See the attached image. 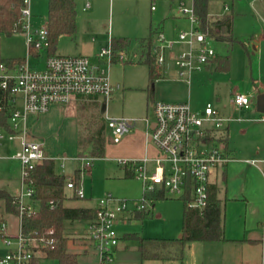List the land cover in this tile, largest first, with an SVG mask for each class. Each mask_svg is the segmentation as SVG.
Returning a JSON list of instances; mask_svg holds the SVG:
<instances>
[{"label":"rangeland","instance_id":"1","mask_svg":"<svg viewBox=\"0 0 264 264\" xmlns=\"http://www.w3.org/2000/svg\"><path fill=\"white\" fill-rule=\"evenodd\" d=\"M75 2L76 34L61 35L56 44L57 52L71 53L80 42H88L100 50L102 46L110 44L111 37L115 40L124 38L127 43L118 51L123 49L132 63L128 62L125 66L116 62L112 65L111 76L123 81H117L122 87L114 90L109 100L108 111L111 115L139 118V120L118 143L113 142L110 129L106 126L108 139L105 154L95 157L92 168L85 171L82 176L86 197L67 199L65 206L94 205L105 195L112 194L128 201L126 222L116 225L120 236L135 233L147 238H180L183 231V211L187 205L184 197L165 192L164 197L157 198L153 202L144 200L142 180L138 175L128 176L127 170L119 164V159L135 158L130 157L129 152L135 147L133 143L135 137L146 138L147 125L143 119L149 118L151 121L155 119L152 101H186L193 108L198 109L210 102L215 108L226 113L230 107L232 94L245 93L250 96L249 107L242 111H234L229 128L227 127L231 146L235 142L240 146L237 145L240 150L235 152L237 160L229 162L227 180H223L221 174L216 179L219 196L222 199L226 236L233 234L244 236L246 228L261 235L263 230L259 222L264 217V122L259 120L264 118V111L260 112L257 109L259 93L255 91L257 82L253 72L255 62L252 49L246 50L240 42L249 30L244 15L252 10L250 0L209 2V13L220 16L226 13L233 14L234 32L239 39L231 50V69L228 72L211 69L203 72L200 81L194 79L191 83L160 76L151 81L149 65L146 64L147 56L144 55L142 58L145 46L142 45V40L150 38L152 30L155 31L158 24L164 21L165 34L172 39H177L179 31L187 30L191 26L190 21L185 17H177L176 9L170 8L169 1L155 0L154 11L151 10V0H91L87 8L83 0H75ZM226 5L228 9L225 8ZM29 7L32 12L30 18L32 28L40 29L46 26L49 17V0H30ZM216 47L219 51H224L219 45ZM0 57L26 58L32 68L43 69L47 54L42 50L39 57L29 53L24 33L17 32L12 35H0ZM93 61H97V58L93 57ZM172 67L178 66L172 62ZM103 102L79 99L75 103L52 106L49 111L40 115H30L27 120L28 136L30 139L44 141L45 149L55 158L75 156L79 149L80 134L88 138L105 121L106 111ZM150 143L154 147L152 142ZM152 147L150 155L153 153ZM257 149L261 151L259 155L251 153ZM20 150L19 138L3 139L1 152L5 157L0 158V189H6L10 193L20 190L21 164L13 157ZM56 163L59 164V161L57 160ZM75 164L76 162L72 160L67 161L66 173L73 174ZM58 170L61 169L58 167ZM142 204H145L149 215L135 218L133 213L137 210V206ZM3 223L5 228L1 227ZM87 224L85 219L65 222V233L70 235L69 249L72 251L80 250L79 246L84 242V238L77 235L80 231L86 230ZM18 231V215L8 212L5 202L1 200L0 256L7 252L4 236L17 234ZM123 242L129 248L114 264H221L227 254V248L222 242L193 241L187 243L182 260L142 259L136 253L138 246L136 240L123 239ZM240 249V247L235 248L237 251ZM90 255L82 252L79 263L96 264L95 253L94 259H91L93 254ZM259 258V264H262L264 247L259 249ZM39 264H58V262L41 256Z\"/></svg>","mask_w":264,"mask_h":264},{"label":"built area","instance_id":"2","mask_svg":"<svg viewBox=\"0 0 264 264\" xmlns=\"http://www.w3.org/2000/svg\"><path fill=\"white\" fill-rule=\"evenodd\" d=\"M180 14L190 21V28L180 31L177 39H169L161 31L155 32L150 52L156 62L166 72L169 62L178 66L179 76L189 83L193 73L203 70L217 57L213 38L201 29L196 13L195 0H171ZM30 0H24L22 8L23 33L33 55L44 51L47 54L43 69L30 66L23 58L18 61L0 60V110L5 111L12 132L0 125V158L2 141L19 138L21 150L13 157L21 163L20 190L16 194L19 205V231L6 234L4 242L7 252L0 256V264H39L43 248L54 243L44 237H26L22 232V217L25 210L35 209L30 199L36 194V187L28 179V172L37 164L49 159L43 141L30 139L27 119L31 114L47 112L53 104L70 103L76 96H99L105 98L106 105L116 88L120 85L112 81L111 67L116 57L125 60V54H117L112 44L101 49L97 61L86 55H61L53 51L48 26L34 29L30 18ZM89 7L91 0H85ZM156 8L155 5L152 6ZM228 9V5L225 6ZM184 46L177 53L175 47ZM166 69V70H165ZM233 103L237 107H249L250 96L236 93ZM155 119L143 120L147 125V137L158 153L140 159H119L123 166H130L142 180L144 189L163 187L165 192L190 195L187 206L204 209L209 203L211 174L218 165L232 160L221 146L215 143L214 132L221 130L226 120L212 103L208 102L202 111H196L189 102L155 101ZM139 118L110 116L106 114L107 126L113 142L118 143L129 133ZM222 140V136L218 138ZM81 175L94 164L95 157L79 156ZM62 160H67L63 157ZM254 162V161H252ZM64 165V164H63ZM81 178L66 177V189L80 198L85 197ZM27 199L29 201H27ZM126 199L112 194L101 198L97 215L89 220L87 235L91 239L97 264H114L121 243L116 230L117 221L128 212ZM52 207L56 205L50 201ZM145 209V204L137 210ZM264 218V217H263ZM5 228V224L1 226ZM49 232H53L49 229ZM37 259V260H36Z\"/></svg>","mask_w":264,"mask_h":264},{"label":"trees","instance_id":"3","mask_svg":"<svg viewBox=\"0 0 264 264\" xmlns=\"http://www.w3.org/2000/svg\"><path fill=\"white\" fill-rule=\"evenodd\" d=\"M211 0H195L196 13L200 26L209 36L225 43L227 55L222 58L220 68L226 69L229 63V52L235 38L233 36V19L231 15H224L214 19L210 17L208 6ZM24 0H0V35H12L23 31L22 8ZM52 48L57 44L63 34H75L77 30V9L75 0H49V17L47 21ZM155 31L152 30V35ZM152 42V38L149 39ZM124 39H113L114 51L125 45ZM2 58L0 57V60ZM8 61L23 60V58L5 59ZM152 79L157 76L158 69L155 66V58L151 53L147 57ZM0 125L12 132L5 111L0 110ZM106 123L103 121L88 138L81 134L78 139L79 154L93 157H101L105 154L107 144ZM79 177V173L76 175ZM28 179L36 187L34 199L38 202V208L25 210L22 217V232L26 237H44L53 239L54 243L43 248L44 257L57 260L58 264H80L79 252L69 249L70 238L65 233L67 220L93 219L97 215V208L67 207L64 201L68 198L65 193L66 175L56 172L53 159H46L29 170ZM210 197L207 207L200 210L188 207L183 211L182 236L176 239H161L155 237H143L130 233L123 239L136 240L138 246L136 253L142 259L159 258H183L184 250L189 242L193 241H226L225 223L222 212L221 200L218 198V187L211 185ZM165 196L163 187H155L144 191V200L154 201ZM190 195L184 197L187 201ZM5 202L8 212L18 215L20 213L16 196L6 189H0V201ZM54 200L56 205L51 206ZM154 205V203H152ZM149 215L146 209L136 210L135 218H144ZM52 229L53 232H49ZM177 249V250H176ZM37 260V259H36Z\"/></svg>","mask_w":264,"mask_h":264},{"label":"crops","instance_id":"4","mask_svg":"<svg viewBox=\"0 0 264 264\" xmlns=\"http://www.w3.org/2000/svg\"><path fill=\"white\" fill-rule=\"evenodd\" d=\"M83 1L85 2V0H83ZM167 1L170 2V8L175 7L176 13H177V17H185L187 19L186 16H184V15H182V14H180L178 12L177 6H176V4L173 1H171V0H167ZM151 2H152L151 3V10L154 11V10H156V8L153 9L152 6L155 5V0H151ZM250 4H251L252 10L249 13H245V15H244V18H246V22H247V26H248L249 30L247 31L245 38L243 40H240V42L243 45V47L245 46L244 48L246 50L249 49V48L252 49L253 59H254V62H255V68H253V72H254V74L256 76L255 79H256V82H257V84L255 86V91H257V93H259V95H260V94H264V0H250ZM84 6L86 7L85 3H84ZM227 14L231 15L232 19H233V36H234L235 42H236L239 39V37L236 36L235 32H234L235 31V23H234L233 14L226 13V14H223V15L220 16V15H213V14L209 13L210 17H212L214 19L221 18L222 16L227 15ZM164 24H165L164 21H163L162 24H158V26L155 28V32L156 31H161V32H163L165 34ZM155 32H154V35H152V33H151V37L150 38H144L142 40V45L143 46L145 45L144 46V50H143L144 52H143L142 58H143L144 55H146L148 57L149 53H151L150 52V47L153 44V39L155 38ZM179 33H180V31L178 32V35H179ZM165 36L167 37L166 34H165ZM151 38H152V42H150L151 40H149ZM167 38L172 39V37H167ZM212 38H213L212 40L214 42L213 43L214 47L216 48V51H217V57L211 62L210 65L205 67L203 70H200V71H197V72L193 73L192 78H191V82L194 79L200 81L201 78L203 77V76H201V75H203V72L209 71L211 69H215L217 71H226V72H228L231 69V51L229 52L228 67L226 69L220 68V66L222 64L221 61L223 60L222 58L226 57V55H227V47H226L225 43L216 40L214 37H212ZM94 39L95 38L93 37V41H94ZM113 39L114 38L111 37L110 44H112ZM126 43H127V41H126ZM234 44H233V46H234ZM216 45H219L220 47H222L224 49V51H219L217 49ZM233 46H232L231 50L233 49ZM103 47H105V46H102L101 49ZM123 47H124V45H123ZM182 48H185V47L184 46H178L177 48L175 47L173 52L177 53L179 51V49H182ZM101 49L98 50L97 46H94L93 44H88V42H83V43L80 42V43H77V45L74 47V49L71 50V53H58L56 46L53 48V51L55 53L61 54V55H86V56H89L93 60V57L97 58V56H98L99 52L101 51ZM115 52L117 54H119V53L125 54L126 58H125L124 61H119L118 57H116L114 64L116 62H119V63H123L125 66H127L128 62L132 63L131 61L128 60V58L126 56V53L124 52L123 49L119 50V51L117 50ZM38 54L39 53H35L34 55L39 57ZM250 60H251V58H250ZM128 66H130V65H128ZM155 66L158 69L156 77L160 76V77H163V78H169L170 80L181 79V80H184V81L188 82L184 77L179 76L178 69L176 67L175 68L172 67V61L169 62L167 70L165 69L166 72H164V68L165 67L163 68V66L159 65L158 63H156V60H155ZM149 79L151 81H154V79H152V77H151L150 68H149ZM112 81L114 83H118L120 85V87H122V84L117 82V81H123V79H119V78H117L115 76V77H112ZM235 94L236 93L232 94L231 101H230V107H229L228 111L226 112L227 114L222 112L219 108H217L220 111V114L226 120L224 121V124H223V127L221 128V130H218V131L214 132V136L217 138L215 140V143L218 144L219 146H221L223 151H224V153L228 157H230L232 159V160H230V161H228L226 163L218 165L216 170H214L213 173L211 174V182H212L211 185H216L218 187L217 195H218V198L221 200V205H222V199L219 196V186H218V182H217L216 178L218 177L219 174H221L223 180H227L229 162L237 160V158L235 157V152H236V150H240V148H239L240 146H239V144H237V142H235L234 145L232 144V146L230 144V139H229V136H228V128H229V124H230V121H231V115H232V113L234 111H240V110L242 111L243 109L248 108V107H237L233 103V98H234ZM79 99H91V100H93L95 102L104 101L103 104L105 106L106 114L108 113L110 116H115V117H119L120 116V115H115V114L111 115L109 113V111H108L109 103H108V105H106V102H105L106 100L103 97H99V96H76V97L73 98V100L70 103H75ZM153 102H155V101H152V103H151L152 105H153ZM167 102H169V101H167ZM170 102H186V101H170ZM206 104H205V106H206ZM55 105H63V104H53L52 106H55ZM204 108L205 107H202V108H199V109L198 108H193V109L196 110V111H202ZM257 109H258V106H257ZM260 112H262V111H260ZM31 115H36V114H31ZM37 115H40V114H37ZM29 116H28V118H29ZM124 117H126V116H124ZM262 118L259 121L264 122V118H263V120H262ZM105 123H106V126H107L106 116H105ZM221 136H222V140L219 141L218 138L221 137ZM150 142H152V141L150 139H148L147 131H146V138L142 139L140 137H135L134 140H133V143H134L135 147L133 149H131V151L129 152V155H131L130 157H135L134 159H140V158H143L145 156H150V157L155 156L158 153V151H157L154 143L152 142V144L154 146V147H152ZM44 144H45V142H44ZM151 147L153 148V153L150 155ZM45 152H46V155L49 157V159H53L55 161L56 172L57 173L64 174V175H66V177L67 176H75V177H77L76 175L79 173V177L81 178V182H83L82 181L83 174L81 175V172L79 171L80 161H78L76 158L79 157V156H89V155H80L79 154V149H78L77 155L72 156V157L61 156V157H56L55 158V156L50 155L47 152L46 149H45ZM251 153L259 155L261 153V151H260V149H257L256 151H252ZM63 157H66L67 160H62ZM57 160L59 161V164L56 163ZM71 160L73 162H76V164L74 165L73 174L66 173V171H65V167H66L67 161H71ZM119 164H120V162H119ZM120 165L123 166L122 164H120ZM58 167L61 170H58ZM123 167L127 170L126 173L128 174V176L129 175H131V176L132 175L133 176L136 175L134 170L130 166H123ZM90 169H87V170H90ZM20 181H21V178H19V185L21 186ZM144 191H146V190L144 189ZM17 193L18 192H16V193L11 192V194H13L15 196H16ZM65 193L68 196L67 199H81L80 197L75 196L73 191L70 190V189H65ZM263 194H264V191H263ZM85 197H83V198H85ZM67 199L65 201H67ZM65 201H64V203H65ZM98 202L96 204H94V205H84V206L80 205V206H72V207L97 208ZM29 203H31L32 206L35 209H37L38 202L34 198L30 199ZM152 206H154V205H152ZM67 207H71V206H67ZM145 209H147L146 206H145ZM80 220L81 219H79V220H67V221L74 222V221H80ZM89 220L90 219H85V221H87L88 224H89ZM125 222H126L125 214H123L121 219L119 221H117V224H119V223L123 224ZM88 224H87V226H88ZM259 224L262 226V230H263L261 235L257 234V231H255V232L252 231V230L249 231L246 228L244 236H239L238 234H233L232 236H228L227 235L226 236L227 237L226 241H217V242H222L223 244H225L224 246H226L225 248H227V254L225 256V259L221 262V264H259V262H260L259 261V259H260L259 258V249L261 250V248L264 247V218L259 222ZM225 230H226V226H225ZM87 233H88L87 228H86L85 231H80L78 233L77 236H79L81 238H84V242L82 243V245L79 246L80 250L78 249L77 252H79L80 254L82 252L85 253V254H89V255L93 254L91 259H94L95 258L94 247H93L92 241L88 237ZM67 236L70 237V235H67ZM237 247L241 248L240 251L235 250V248H237ZM128 248L129 247L127 245H125V243L123 242V238L121 236V243H120V246H119V249H118V252H117V259L123 254L124 251H127ZM184 252H185V250H184ZM42 256H44V254ZM178 258L179 257L175 256V257H172V258H159V259L171 260V259H178ZM183 258H184V255H183ZM179 259H181V258H179ZM95 262L97 264V258H96ZM262 264H264V259L262 261Z\"/></svg>","mask_w":264,"mask_h":264},{"label":"water","instance_id":"5","mask_svg":"<svg viewBox=\"0 0 264 264\" xmlns=\"http://www.w3.org/2000/svg\"><path fill=\"white\" fill-rule=\"evenodd\" d=\"M257 106L259 111H264V94L258 96Z\"/></svg>","mask_w":264,"mask_h":264}]
</instances>
